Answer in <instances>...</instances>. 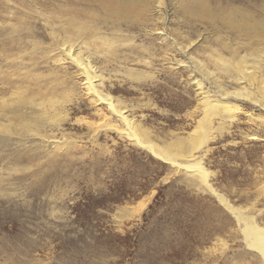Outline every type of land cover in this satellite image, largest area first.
<instances>
[{
    "label": "rangeland",
    "instance_id": "rangeland-1",
    "mask_svg": "<svg viewBox=\"0 0 264 264\" xmlns=\"http://www.w3.org/2000/svg\"><path fill=\"white\" fill-rule=\"evenodd\" d=\"M134 1L117 19L96 1L0 0V264H260L216 195L125 136L57 49L69 15L96 27L109 49L75 46L105 78L104 93L150 141L174 149L202 117L195 82L211 94L222 91L214 79L235 86L213 56L236 50L250 62L264 46L226 20L192 16L190 0ZM200 1L213 15L264 19V0ZM260 75L252 93L264 100ZM229 102L232 117L208 116L196 130L205 143L194 158L214 191L264 227V111Z\"/></svg>",
    "mask_w": 264,
    "mask_h": 264
},
{
    "label": "bare ground",
    "instance_id": "bare-ground-1",
    "mask_svg": "<svg viewBox=\"0 0 264 264\" xmlns=\"http://www.w3.org/2000/svg\"><path fill=\"white\" fill-rule=\"evenodd\" d=\"M87 1L98 2V6L102 8V10L109 12V16L114 18L116 17L117 19H128L129 13L133 12L137 8L134 0H122L117 4H112L111 0ZM189 4L191 6L186 10H188L192 16L206 18L208 20H212L213 18H220L223 21L226 20L228 25H230L229 27H234L244 32L256 41V45L264 46V19L254 21L249 13L246 14L242 11H231L229 13L225 12L213 15L207 9L206 5L200 0H190ZM59 30L65 35L67 41L61 45L59 44V48L57 49L58 53L64 56V58L69 60V62L73 65L74 74L79 79L81 89L84 91L85 95L90 98L91 102H93L94 105L104 104L107 110H109L110 113L113 114V116L120 122L122 126V133L125 136L135 140V142L149 150L154 156L168 161L177 168L183 167L185 170L191 171V173L199 179L202 184H204L216 195L218 200L226 207V209L232 212L237 222L243 226L242 235L246 245L258 253L259 263L264 264V227L257 225L253 216L244 215L238 212L222 195L211 188L208 183V171L202 166L199 159L194 158L193 154L194 151L199 150L205 143V135L201 134L195 138H193V135L196 130L205 131L206 124L209 123L207 118L208 116H216L219 120L232 117L230 115V111L231 108L236 105L230 104V98H242L249 100V102L255 103L260 111H264V100L252 93V88L259 81L262 82L263 77L260 75V72L261 69L264 68V48L259 47L256 49L257 46L255 48H251L253 51L255 50V52L253 53V57L250 62L245 57H241L239 54L236 55L238 53L236 50H232L230 52V54H232L231 60L223 58L220 54L213 56V58H215V62L220 66L221 70L228 74L229 78L233 80L232 82L235 83V86L232 88L233 90L230 92L226 90V88H222L217 80L214 79L217 86L216 88L221 89L222 91L219 90L216 94H211L209 90L204 88L201 82H195L202 117L197 120V126L193 129V131L188 133L187 138L181 139V143L177 146V148L173 149L167 147L166 149L165 146H158L150 141L145 134L138 129L135 123L128 118L123 108H121L112 97L104 93L105 78L101 75L99 69H97L92 63L89 58L90 55L87 57L83 56L79 47L77 48L75 46L77 43V46L81 45V48L83 49L84 47V49L89 53L91 50L96 52L104 46L106 49H109L112 43L103 39L99 35L97 36L98 32L96 27L84 24V22H81L76 15H69L66 18V21L60 24ZM111 52L114 51L111 50ZM94 54L92 55L94 56ZM136 76L137 75H135V77ZM186 149L188 150L187 156L181 155L183 150ZM175 157H188L189 159L193 158V160L190 162L187 161L185 164H181L174 159Z\"/></svg>",
    "mask_w": 264,
    "mask_h": 264
}]
</instances>
